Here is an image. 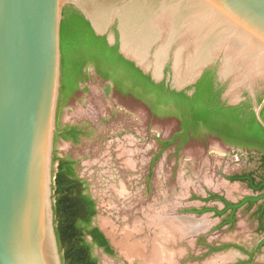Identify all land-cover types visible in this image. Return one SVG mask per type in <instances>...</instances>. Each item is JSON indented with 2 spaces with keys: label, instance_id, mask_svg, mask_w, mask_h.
<instances>
[{
  "label": "water",
  "instance_id": "water-1",
  "mask_svg": "<svg viewBox=\"0 0 264 264\" xmlns=\"http://www.w3.org/2000/svg\"><path fill=\"white\" fill-rule=\"evenodd\" d=\"M95 35L156 84L193 96L207 72L264 129V0H0V264H64L55 225L62 23Z\"/></svg>",
  "mask_w": 264,
  "mask_h": 264
},
{
  "label": "rangeland",
  "instance_id": "rangeland-1",
  "mask_svg": "<svg viewBox=\"0 0 264 264\" xmlns=\"http://www.w3.org/2000/svg\"><path fill=\"white\" fill-rule=\"evenodd\" d=\"M92 71L94 77L82 85L87 88L79 92V100L60 104L58 114V125L86 124L92 134L79 145L57 135L55 154L76 159L79 175L89 181L98 210L95 224L116 251V256L110 257L96 249L94 254L100 264H151L154 248L162 253V260L156 264H239L247 260L239 251L235 255L230 254L232 250L204 252L200 240L177 229L167 241L168 233L159 222L176 219L186 202L204 191L228 197L229 190L239 188L233 190L232 197L242 196L241 187L228 185L224 180L257 170V152L200 134L183 144L180 138L176 139L163 149L161 143L175 138L178 122L174 118H155L131 97L107 92V85L95 77L93 67ZM105 116L111 117L107 125L102 122ZM239 235L224 230L209 233L222 244L240 241ZM139 243L144 251L142 257L132 251ZM212 257L216 260L208 263ZM251 264L264 261L259 262L256 257Z\"/></svg>",
  "mask_w": 264,
  "mask_h": 264
},
{
  "label": "trees",
  "instance_id": "trees-1",
  "mask_svg": "<svg viewBox=\"0 0 264 264\" xmlns=\"http://www.w3.org/2000/svg\"><path fill=\"white\" fill-rule=\"evenodd\" d=\"M61 47L62 104H66L80 84L88 80L86 68L93 66L100 78L114 83L117 91L144 102L153 117H174L180 121L181 133L172 141L164 142L163 149L172 145L179 136L182 135L183 144L190 133L198 136L203 129L229 145L256 151L260 158L257 170L237 173L227 179L247 184L255 192H262L264 198V129L248 104L233 107L220 101L222 90L216 91L213 72L203 76L193 96L173 91L163 83L156 84L133 63L125 60L117 47H110L105 38L96 36L80 14L70 10L62 23ZM262 117L264 119V110ZM60 129L58 125V133ZM78 133L76 128H72L59 137L78 143ZM54 161L57 163L54 171L55 225L63 263L100 264L94 254L96 249L115 257L116 251L110 240L99 226L93 225L98 210L91 196L84 193L87 187L76 174L75 162L56 155ZM217 198V195L210 196V199ZM249 201L253 203L256 200ZM240 205L230 206L237 209Z\"/></svg>",
  "mask_w": 264,
  "mask_h": 264
},
{
  "label": "crops",
  "instance_id": "crops-1",
  "mask_svg": "<svg viewBox=\"0 0 264 264\" xmlns=\"http://www.w3.org/2000/svg\"><path fill=\"white\" fill-rule=\"evenodd\" d=\"M240 174V173H238ZM227 179V178H226ZM224 180L228 185L235 183L243 189L242 196L239 198L232 197L233 190H229L231 197L224 196L217 192H202L200 196H194L193 200L186 202L185 209L177 215L176 221L186 222L188 228L185 235L196 237L194 240H200L203 243L204 252H223L229 251L233 255L236 252H242L247 256V260L239 262V264H251L257 257L259 262L264 261V198L262 192H255L241 182H231ZM226 186L225 183L222 186ZM239 189V188H238ZM237 189V190H238ZM191 196V193H189ZM217 195L219 198L210 199L211 195ZM188 199V198H187ZM256 200L251 203L249 200ZM226 203H225V201ZM241 204L237 209L230 205ZM184 207V206H183ZM250 228V229H249ZM235 231L239 233L240 241H231L224 244L217 241L215 236L209 237L212 231ZM219 238L221 236H218ZM217 241V242H216ZM254 241V243H252ZM247 245L252 246L250 250ZM260 257H259V256ZM222 258L220 256H217ZM224 259V258H222ZM243 259V258H242ZM215 261L214 257L207 262Z\"/></svg>",
  "mask_w": 264,
  "mask_h": 264
},
{
  "label": "flooded vegetation",
  "instance_id": "flooded-vegetation-1",
  "mask_svg": "<svg viewBox=\"0 0 264 264\" xmlns=\"http://www.w3.org/2000/svg\"><path fill=\"white\" fill-rule=\"evenodd\" d=\"M92 67H93V66H89V67L86 68V73H88V75H89L88 80L85 81L83 84H80L79 88L74 92V94L72 95V97L69 98V100L67 101V103L70 102L71 100H74V99H75V100H76V99L79 100V92L82 91V89H86V88H87V87H83L82 85H84V84H85L86 82H88L92 77H94L93 74H92V73H93V71H92ZM93 70H94L95 77H96V78H99L102 82H104V83L107 85V89H108L107 92L114 91V92H117L118 95L121 96V97H123V96L131 97V98L134 99L136 102L141 103L143 106H145V107L147 108V110L150 112V114L152 115L151 111L149 110V108L147 107V105H146L144 102H142L141 100H139V99H137V98H135V97H133V96H130V95H124V94L120 93L119 91L116 90L115 85H114V83H113L112 81H105V80H103V79L100 78V76L97 74V71L95 70L94 67H93ZM67 103H66V104H67ZM60 104H62V100H61V103H60ZM152 116H153V115H152ZM155 118H157V117H155ZM167 118H174V117H167ZM110 119H111V117L109 118V117L105 116V117L102 119V122L105 123V125H107V124H108V121H110ZM159 119H160V118H159ZM164 119H166V118H164ZM174 119L178 122V125H179V130H178V132L176 133V135H177L178 133H181V123H180V121H179L178 119H176V118H174ZM60 128H61V129H60V131H59V133H58V136L61 135V134L63 135L64 133L67 132V130H70V129H72V128H76V129H77V132H79V133H78V135H79V136H78V138H79L78 143H75L72 139H70V140H65V139H62V138L60 137V138H61L62 140H64L65 142L68 141V142L72 143L73 145H79L80 142H81L82 140H84V139H89L90 136H91V134H92V132L89 130V128L87 127L86 124H79V123L71 124V123L66 122V123L60 125ZM176 135H175V136H176ZM200 135H203V136L207 135V136H210V137H214L215 139L219 140L220 142H222V143H224V144H227V143H225L222 139L216 137L215 135L210 134V133L207 132L206 130H203V129H202ZM207 136H205V137H207ZM193 137H194V135L190 133L187 141L191 140ZM179 138H180V140H181V139H182V135L179 136L177 139H179ZM170 141H172V140H170ZM175 141H176V140H175ZM187 141H186V142H187ZM161 145H162V147H163V143H161ZM227 145H229V144H227ZM230 146H232V145H230ZM232 147L240 148V149L247 150V151H250V152L252 151V150H250V149H245V148H241V147H237V146H232ZM60 158H63V159H70V160H73V161L75 162V164H74L73 167H74V169H75V171H76V174H77L78 178H80L81 180H83V182L85 183L84 186L87 187V189H86V191H85L84 193L90 195L91 198H92V199L95 201V203H96V200L94 199V197H93V195H92V192H91V189H90L89 181H88V180H85L84 178H82V177L79 175V173H78L79 162H78L76 159H73V158H71V157H69V156H62V157H60ZM96 209H97V204H96ZM95 218H96V217H95ZM93 225H94V226L96 225V224H95V220H94V222H93ZM102 251H103V250H102ZM103 252H104V251H103ZM104 253H105V252H104ZM106 255H107V254H106Z\"/></svg>",
  "mask_w": 264,
  "mask_h": 264
},
{
  "label": "bare ground",
  "instance_id": "bare-ground-1",
  "mask_svg": "<svg viewBox=\"0 0 264 264\" xmlns=\"http://www.w3.org/2000/svg\"><path fill=\"white\" fill-rule=\"evenodd\" d=\"M160 224H163V226H164V228H161V227L160 228L165 230V233H168L166 235L167 236V241L170 238L171 232H174V229H177L178 231H183L185 233V232H187L186 229L188 228V224L186 222H179V221H176L174 219L168 220V219L165 218V220L163 222L162 221L159 222V225ZM132 251L137 256L140 255L142 257L144 255V251H143L142 246H141L140 243L135 245V246H133L132 247ZM159 252L160 251H158V250H156L154 248L153 253H152V258L150 259L151 264H156L157 262H160L162 260L161 259L162 253L160 255Z\"/></svg>",
  "mask_w": 264,
  "mask_h": 264
}]
</instances>
